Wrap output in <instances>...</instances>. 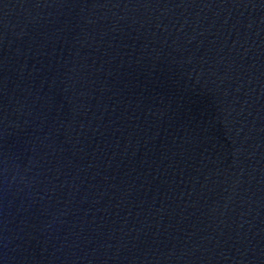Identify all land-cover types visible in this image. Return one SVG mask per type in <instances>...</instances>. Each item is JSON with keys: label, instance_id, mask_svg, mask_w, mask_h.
I'll return each instance as SVG.
<instances>
[{"label": "water", "instance_id": "95a60500", "mask_svg": "<svg viewBox=\"0 0 264 264\" xmlns=\"http://www.w3.org/2000/svg\"><path fill=\"white\" fill-rule=\"evenodd\" d=\"M0 264H264V0H0Z\"/></svg>", "mask_w": 264, "mask_h": 264}]
</instances>
